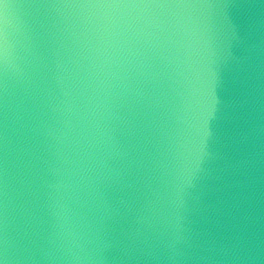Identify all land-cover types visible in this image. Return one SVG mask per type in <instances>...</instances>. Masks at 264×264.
<instances>
[{
	"label": "clouds",
	"instance_id": "1",
	"mask_svg": "<svg viewBox=\"0 0 264 264\" xmlns=\"http://www.w3.org/2000/svg\"><path fill=\"white\" fill-rule=\"evenodd\" d=\"M0 264H264V0H0Z\"/></svg>",
	"mask_w": 264,
	"mask_h": 264
},
{
	"label": "water",
	"instance_id": "2",
	"mask_svg": "<svg viewBox=\"0 0 264 264\" xmlns=\"http://www.w3.org/2000/svg\"><path fill=\"white\" fill-rule=\"evenodd\" d=\"M15 2H21V0H15Z\"/></svg>",
	"mask_w": 264,
	"mask_h": 264
}]
</instances>
